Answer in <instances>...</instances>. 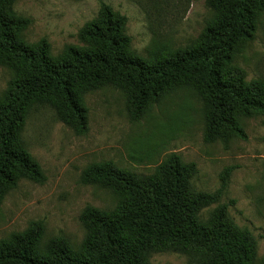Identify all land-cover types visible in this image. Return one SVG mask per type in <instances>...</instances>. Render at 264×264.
<instances>
[{
    "label": "trees",
    "instance_id": "16d2710c",
    "mask_svg": "<svg viewBox=\"0 0 264 264\" xmlns=\"http://www.w3.org/2000/svg\"><path fill=\"white\" fill-rule=\"evenodd\" d=\"M17 0H0V66L13 79L0 103V206L20 179L42 183L43 175L22 141L30 110L46 105L75 134L87 132L84 97L112 87L128 96L130 121L142 117L151 103L184 87L195 88L205 114V143L227 148L246 140L241 118L264 117V100L254 96L241 74L225 77V67L239 44L250 42L256 14L264 0H205L214 18L197 42L181 51L153 49L144 60L130 52L124 34L127 19L101 5L100 18L79 33L86 50L67 47L52 59L45 40L29 46L21 38L30 24L14 11ZM231 169L220 176L213 193L197 192L193 163L171 155L150 176L117 168L111 162L89 166L83 185L110 191L117 204L111 211L86 207L79 223L86 232L75 251L63 237L40 247L43 223L33 222L23 234L0 241V264H149L154 253H178L192 264H264L257 260V242L238 229L226 205L207 218L204 210L217 205L228 186Z\"/></svg>",
    "mask_w": 264,
    "mask_h": 264
},
{
    "label": "rangeland",
    "instance_id": "374dc122",
    "mask_svg": "<svg viewBox=\"0 0 264 264\" xmlns=\"http://www.w3.org/2000/svg\"><path fill=\"white\" fill-rule=\"evenodd\" d=\"M101 5L127 19L124 34L130 52L144 60L153 49L185 50L193 46L214 18L205 0H17L14 11L29 19L22 40L29 46L45 40L52 59L67 47L88 49L79 33L99 21ZM225 77L241 74L254 96L264 100V11L256 14L250 42L235 47ZM13 72L0 66V103ZM87 132L79 136L61 123L52 108L34 106L27 115L22 141L43 175L42 183L20 179L0 206V241L25 233L42 222L40 247L63 237L79 251L86 232L79 217L86 207L111 211L117 198L98 186L83 185L81 176L91 165L105 162L137 175L150 176L171 155L193 163L192 187L213 193L220 176L231 169L228 186L217 205L204 210L207 218L219 205L238 229H247L257 242V260L264 258V117L241 118L246 140L234 139L227 148L205 143L204 103L193 87L175 89L151 103L138 121H130L128 96L105 87L88 93ZM149 264H192L178 253H154Z\"/></svg>",
    "mask_w": 264,
    "mask_h": 264
}]
</instances>
